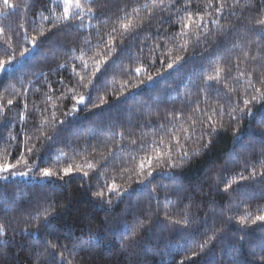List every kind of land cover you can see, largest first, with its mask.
<instances>
[{
	"label": "trees",
	"instance_id": "trees-1",
	"mask_svg": "<svg viewBox=\"0 0 264 264\" xmlns=\"http://www.w3.org/2000/svg\"><path fill=\"white\" fill-rule=\"evenodd\" d=\"M11 2L0 264H264V0Z\"/></svg>",
	"mask_w": 264,
	"mask_h": 264
},
{
	"label": "snow or ice",
	"instance_id": "snow-or-ice-1",
	"mask_svg": "<svg viewBox=\"0 0 264 264\" xmlns=\"http://www.w3.org/2000/svg\"><path fill=\"white\" fill-rule=\"evenodd\" d=\"M90 3H91V0H89V4H90ZM237 3H239V0H237ZM2 4H3L4 6H7L9 9H15L16 7H18L16 4L12 3L11 0H2ZM63 6H64V14H63V17H62L61 19L64 20V21H68V20H71V19L73 18V14L70 13V9H71L72 7H75V8H77V9H83V7H84V6L79 2V0H76V3H74V4L71 2V0H64V5H63ZM211 6H212V4H211V0H209V3L206 5V7H211ZM224 7H225L224 2H221V3L219 4V7H218L216 10L219 12V11H221ZM233 7H234V5H233ZM89 11H91V8H89ZM93 14H94V13H93ZM75 15L78 16L79 13H76ZM45 19H47V18H45ZM202 19H203V17H201V20H202ZM257 22H258L260 25H264V19H260V20H258ZM185 26H187V27H190V26H191V18H189V23L186 24ZM197 26H198V25H197ZM123 27L127 30V29H129V28L131 27V25H129V24H125V25H123ZM3 32H4V29H3V28H0V34H3ZM40 35H41V36H44V35H45V33H44L43 30L40 31ZM35 40H36V38H33V41H32L33 46H35ZM28 51H29V49H25L24 52L21 53V56H23V55H24L26 52H28ZM10 63H11L10 60H2V61H0V72H4V71H6L7 69L5 68V65H6V64H10ZM85 67H87V64H86V63H85ZM169 67H172V65L169 64ZM98 70H99V69H97V71H98ZM137 71H140V69H137ZM218 71L222 72L223 69H219ZM217 78H218V77H217ZM81 79H83V78H81ZM210 79H212V77H210ZM256 91L259 92V98H257V97H253V100H255L256 102H260V101L264 100V91H261L260 89H257ZM82 101H83V97L80 98V102H82ZM251 102H252V101H245V107L247 108L248 104H250ZM7 103H8L9 105H11V104L13 103V101H12V100H8ZM177 143H179V140H177ZM207 146H208L207 144L204 145V147H207ZM193 153H194V154H199V152H198L196 149H193ZM183 155H184V157H187V156H188V153H187V152H184ZM156 159L159 161L160 159H162V157L157 156ZM148 165H149V167H151V165H152V161H151V160L148 161ZM13 167H14V165H12V164L0 165V172L9 171V170H10L11 168H13ZM87 167L92 168L93 165H92V164H88ZM140 167H141V169H143V168H144V164L142 163V164L140 165ZM173 167H175V165H173ZM78 170H79V166H78ZM71 171H72L71 169H65V174H68V173L71 172ZM43 175H45V176H51V175H53V173H52L50 170L45 169L44 172H43ZM84 175H87V173L85 172ZM148 175L151 176V175H152V172H151V171L148 172ZM253 175H255V173H253ZM142 182H143V181H141V183H142ZM229 186H230V185H229ZM110 191H112V192H116L117 195H120V194H121V193H119V191H118V189H117V186H116L115 184H113V185L111 186ZM96 195H97L99 198L103 199L105 193H104L103 191H98V192L96 193ZM108 202L110 203L111 201L109 200ZM257 219H258V220H261V221H264V215H260V216H258ZM0 231H3V226H2V225H0ZM0 243H5V244H6V242H0ZM49 243H51V242H49ZM52 246L55 247V245H52ZM61 255H62V254H61Z\"/></svg>",
	"mask_w": 264,
	"mask_h": 264
},
{
	"label": "rangeland",
	"instance_id": "rangeland-1",
	"mask_svg": "<svg viewBox=\"0 0 264 264\" xmlns=\"http://www.w3.org/2000/svg\"><path fill=\"white\" fill-rule=\"evenodd\" d=\"M17 176H19V177H24V178H28V177H30V174H27V173H25V174H20V175H17Z\"/></svg>",
	"mask_w": 264,
	"mask_h": 264
},
{
	"label": "water",
	"instance_id": "water-1",
	"mask_svg": "<svg viewBox=\"0 0 264 264\" xmlns=\"http://www.w3.org/2000/svg\"><path fill=\"white\" fill-rule=\"evenodd\" d=\"M79 104H80L81 106H84L85 102H84V101H82V102L79 101Z\"/></svg>",
	"mask_w": 264,
	"mask_h": 264
}]
</instances>
